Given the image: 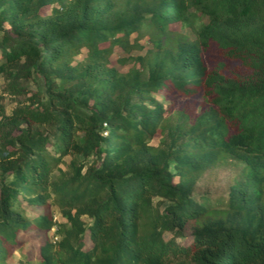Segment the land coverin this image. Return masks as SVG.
<instances>
[{
    "label": "trees",
    "instance_id": "obj_1",
    "mask_svg": "<svg viewBox=\"0 0 264 264\" xmlns=\"http://www.w3.org/2000/svg\"><path fill=\"white\" fill-rule=\"evenodd\" d=\"M0 77V264H264V0H0Z\"/></svg>",
    "mask_w": 264,
    "mask_h": 264
},
{
    "label": "rangeland",
    "instance_id": "obj_2",
    "mask_svg": "<svg viewBox=\"0 0 264 264\" xmlns=\"http://www.w3.org/2000/svg\"><path fill=\"white\" fill-rule=\"evenodd\" d=\"M173 29L179 31L180 27L178 25H173ZM181 33H184L186 35H189L190 37H194L192 32L189 29H183L180 31ZM126 54L121 51L117 50V52L113 55L114 64L116 67L121 71H126L129 68V64H125L121 58L125 57ZM35 83V82H34ZM32 83L33 88H36L35 84ZM4 86V80L0 77V92L2 91ZM6 106L8 110L10 111L14 105L15 102L12 98L7 97L5 100ZM231 173V166L223 165L214 170L213 172L207 174L204 178H202L200 182V191L210 190L212 193H221L226 190V186L228 183L229 175ZM159 200L156 199L155 202H158ZM22 203L24 205L25 210L30 215L31 218H33L36 214L41 213L43 210L41 208L31 206L24 202L22 200ZM167 205V202L160 205V209L163 210L164 207ZM51 212L53 216L55 217L57 223H61L64 221L62 214L57 206L51 207ZM56 228H54L48 235L51 239L54 241L57 240V237H54ZM44 233L31 228L28 229L26 232H23L20 234L19 239L20 241L24 242V245H22L19 249L16 250L13 257L10 259L11 264H17L21 260H30V264H40L38 259V245L44 241ZM189 234H186V238L183 240L184 242H187L189 240Z\"/></svg>",
    "mask_w": 264,
    "mask_h": 264
},
{
    "label": "built area",
    "instance_id": "obj_3",
    "mask_svg": "<svg viewBox=\"0 0 264 264\" xmlns=\"http://www.w3.org/2000/svg\"><path fill=\"white\" fill-rule=\"evenodd\" d=\"M57 239V238H56Z\"/></svg>",
    "mask_w": 264,
    "mask_h": 264
}]
</instances>
